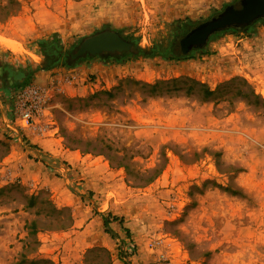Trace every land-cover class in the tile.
I'll return each instance as SVG.
<instances>
[{"label":"rangeland","instance_id":"obj_1","mask_svg":"<svg viewBox=\"0 0 264 264\" xmlns=\"http://www.w3.org/2000/svg\"><path fill=\"white\" fill-rule=\"evenodd\" d=\"M236 1L0 0V264H264V18L180 44Z\"/></svg>","mask_w":264,"mask_h":264},{"label":"water","instance_id":"obj_2","mask_svg":"<svg viewBox=\"0 0 264 264\" xmlns=\"http://www.w3.org/2000/svg\"><path fill=\"white\" fill-rule=\"evenodd\" d=\"M260 18H264V0H238L186 33L180 44L186 50L200 49L217 32L234 27L244 28ZM133 48V40L127 39L119 31L106 29L79 42L65 57L67 60L76 61L106 52H130ZM47 55L46 67L58 60L57 51L48 50Z\"/></svg>","mask_w":264,"mask_h":264},{"label":"trees","instance_id":"obj_3","mask_svg":"<svg viewBox=\"0 0 264 264\" xmlns=\"http://www.w3.org/2000/svg\"><path fill=\"white\" fill-rule=\"evenodd\" d=\"M246 28V27H245ZM245 28H243V29H245ZM231 29V28H230ZM238 29H240V28H238ZM242 29V28H241ZM127 54H129L128 52H125V53H121V54H119V55H127ZM9 72L11 73V74H13L16 78H21V79H23L21 82L24 84V82L27 80V78L29 77V73L28 72H26L25 70H14V69H11V68H9ZM18 81V80H17ZM19 83V82H18Z\"/></svg>","mask_w":264,"mask_h":264},{"label":"crops","instance_id":"obj_4","mask_svg":"<svg viewBox=\"0 0 264 264\" xmlns=\"http://www.w3.org/2000/svg\"><path fill=\"white\" fill-rule=\"evenodd\" d=\"M25 132H27V131H25ZM36 140V139H35ZM46 140L47 139H45V138H43V139H41L40 141H39V143H36V144H38L41 148H43V150H47L46 149V147H45V145H44V142H46ZM34 142V141H33ZM37 142V141H36Z\"/></svg>","mask_w":264,"mask_h":264},{"label":"bare ground","instance_id":"obj_5","mask_svg":"<svg viewBox=\"0 0 264 264\" xmlns=\"http://www.w3.org/2000/svg\"><path fill=\"white\" fill-rule=\"evenodd\" d=\"M260 19H262V18H260ZM258 20H259V19H258ZM254 22H255V21H254ZM234 28H239V27H234ZM244 28H245V27H244ZM228 29H230V28H228ZM6 46L12 48L13 50H17V46H16L15 44L7 43ZM36 58L38 59V57H36Z\"/></svg>","mask_w":264,"mask_h":264},{"label":"flooded vegetation","instance_id":"obj_6","mask_svg":"<svg viewBox=\"0 0 264 264\" xmlns=\"http://www.w3.org/2000/svg\"><path fill=\"white\" fill-rule=\"evenodd\" d=\"M53 50V49H52ZM55 51V50H54Z\"/></svg>","mask_w":264,"mask_h":264}]
</instances>
